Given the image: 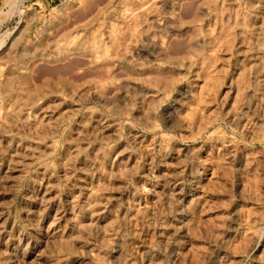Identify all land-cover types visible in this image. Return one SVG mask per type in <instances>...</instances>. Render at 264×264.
Masks as SVG:
<instances>
[{"label":"rangeland","instance_id":"1","mask_svg":"<svg viewBox=\"0 0 264 264\" xmlns=\"http://www.w3.org/2000/svg\"><path fill=\"white\" fill-rule=\"evenodd\" d=\"M0 264H264V0H0Z\"/></svg>","mask_w":264,"mask_h":264}]
</instances>
